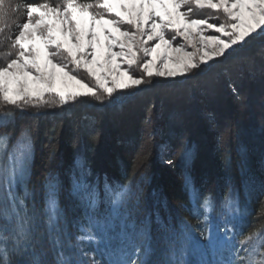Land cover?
<instances>
[{
  "label": "trees",
  "instance_id": "16d2710c",
  "mask_svg": "<svg viewBox=\"0 0 264 264\" xmlns=\"http://www.w3.org/2000/svg\"><path fill=\"white\" fill-rule=\"evenodd\" d=\"M26 2L44 0H5V5L14 9ZM209 11L194 10L193 17H207ZM25 15L21 7L10 12L9 22L23 23ZM15 32L12 27L2 37ZM2 37L0 67L15 58L4 55L9 41ZM6 110L14 115L0 122V136H7L0 143L5 164L0 168V210L10 208L14 196L24 199L31 217L25 256L15 257L9 247L17 264L34 257L40 264H57L61 253L71 264H114L123 256L179 264L175 254L192 239L206 240L212 228L206 219L212 216L219 223L226 218L229 200L239 205L240 214L231 220L239 248L264 226L260 36L180 77L146 78L103 101L51 100L23 110L0 101V116ZM23 140L29 143L26 172L9 189L3 178ZM53 194L58 214L50 230ZM247 256L241 249L243 264Z\"/></svg>",
  "mask_w": 264,
  "mask_h": 264
},
{
  "label": "snow or ice",
  "instance_id": "6c2138e0",
  "mask_svg": "<svg viewBox=\"0 0 264 264\" xmlns=\"http://www.w3.org/2000/svg\"><path fill=\"white\" fill-rule=\"evenodd\" d=\"M172 10H169L168 4ZM23 7L25 20L23 23L16 21L10 23L9 14L19 11ZM120 7L127 12H116L112 0H61V3L53 5L44 0L41 3L16 4L6 7L5 0H0V37L6 30L15 27L16 32L2 37L9 41L5 50V56L14 55L5 66L0 67V101L5 105L16 106L23 110L30 103L47 104L44 92H48L60 104L75 101L78 97H92L103 101L111 97L117 89H127L128 83L121 82L114 73L127 76L132 85L145 83L146 78L153 76L175 77L177 71L169 68L167 61L174 59L181 68V74L196 69L198 64L205 63L213 57L223 56L226 49H231L239 42L247 44L250 40L260 36L264 38V0H129L128 3H120ZM157 7L163 8L160 12ZM186 7L185 11H181ZM203 9L222 11L223 23H209L208 18H193L194 10ZM42 10V11H41ZM244 11L249 14L244 16ZM79 13V17L76 15ZM88 19H85V15ZM52 16L49 21L47 16ZM108 17H112L108 19ZM99 25L100 32L106 33L107 45L105 46L100 33L93 27ZM113 25L120 37L113 35L105 25ZM121 26L124 29L121 30ZM195 26L200 35L203 29H215L217 33L227 36L221 40L218 36H209L207 40H199L193 44L196 51L185 52L184 57H170L167 49L172 47L166 39L165 33L170 32L172 39L182 36L188 41L194 33ZM259 29V32H257ZM247 38V39H246ZM32 43L28 46L24 41ZM2 42V40H0ZM149 42H152L149 44ZM42 45V47H41ZM119 46V52H113L112 48ZM164 46V52L157 50ZM185 45L173 48L176 53L184 52ZM206 49V50H202ZM14 50V51H13ZM43 58V64L40 59ZM122 58L126 67L120 72V66L115 64V58ZM57 61L53 63V61ZM159 61V64H157ZM71 66V67H70ZM100 71H97V67ZM156 69L155 71L153 69ZM67 69V71H66ZM83 69L88 76V83L77 79L72 75L73 70ZM132 70H139L138 76L132 75ZM32 73H35L33 76ZM67 78L65 80L64 78ZM108 77H111L109 80ZM43 85L42 88L30 90L27 87L28 79ZM74 81L76 85L86 91H70L65 93L57 84H66ZM15 83L18 87H12ZM91 84V86H89ZM111 84V86H109ZM11 110H6L0 116V122H6L13 117ZM7 136H0V143H6ZM26 154L21 152L16 158L12 172L3 178L5 184L11 186L12 180L22 179L26 172L24 161ZM11 207L0 210V264H17L15 257H23L29 243L27 236L31 229V217L24 199L17 200L10 197ZM229 206L234 212H239L238 202L229 200ZM209 200L205 199L204 206L207 209ZM50 230L56 227L58 209L53 196L49 197ZM7 233V234H5ZM241 249L248 251L247 264H264V226L256 229L241 241ZM249 248L245 249V244ZM235 247V246H233ZM235 260H229L226 264H243L239 258V251L234 253ZM260 259L256 260L255 257ZM23 264H40L38 257ZM57 264H71L63 257H58ZM128 264H149L147 260L139 262L130 261Z\"/></svg>",
  "mask_w": 264,
  "mask_h": 264
},
{
  "label": "rangeland",
  "instance_id": "374dc122",
  "mask_svg": "<svg viewBox=\"0 0 264 264\" xmlns=\"http://www.w3.org/2000/svg\"><path fill=\"white\" fill-rule=\"evenodd\" d=\"M128 2H129V0H112L115 11L116 12H123L124 15H127V12H124V9H122L120 7V3H128ZM165 2H167V0H165ZM168 8H169V10H172L170 3L168 4ZM157 10L160 12L164 11L163 8H159V7H157ZM185 10H186V7L181 8V11H185ZM243 14L245 17H248V15H249L247 13V11H244ZM76 15L79 17L80 14L76 13ZM84 15H85V19H88L87 15L86 14H84ZM218 16H220V19H218ZM111 18L112 17H108V19H111ZM193 18H195V17H193ZM205 18H208L209 23H217V24L223 23L224 19H225L222 11L217 12L215 10H210L207 17H200V16L196 17V19H205ZM46 19L51 21L53 19V17L49 15L46 17ZM93 27L100 33V39H101L102 43L106 46L107 42H108L107 37H106V33L100 32L99 25L94 24ZM105 27L108 28L109 31H111L113 33V35L120 37V32L116 31V28L113 25L109 24V25H105ZM123 29H124V26H121V30H123ZM192 31L194 34L192 36H190L188 41H185L182 36H178V35L176 36L175 39H172V34L170 32L165 33L166 39H168L172 45V47L167 49L168 55L170 57H177V56L184 57L185 52L192 53V52L196 51V49L193 48L192 45L197 44V41H199L201 39L207 40V37H209V36H218L221 40L227 39V36H225L223 33H217L215 31V29H208L205 27L203 29V32L200 35H196L195 33L198 31V29H196V27L193 26ZM258 31H259V29H257V32ZM24 43L26 46H28L32 43V41L25 40ZM151 43L152 42H149V44H151ZM182 44L186 46L184 49V52L176 53L173 51V48L179 47ZM242 44H243V42H239L237 45H233L231 49H233L237 46H240ZM41 47H42V45H41ZM197 47H200V45L197 44ZM231 49H226L225 54L228 51H230ZM119 50L120 49H119L118 45L112 48L113 52H119ZM202 50H206V49H202ZM157 52L163 53L164 52V46L162 45L161 48L157 50ZM216 58H218V57H213L211 60H208L205 63H200V64H207ZM40 62H41V64H43V58L42 57L40 59ZM56 62L57 61H55V60L53 61V63H56ZM114 63L118 64L120 66V72H123L126 65L124 64L122 58L116 57ZM157 64H159V61H157ZM167 65L169 68L175 69L178 74L175 77H168V76H164V77H166V78H177V77H180L183 74H185V73L181 74V68L175 62L174 59H169L167 61ZM96 67H97V71H100L99 67L98 66H96ZM153 70L155 71L156 69L154 68ZM66 71H67V69H66ZM139 74H140L139 70H132V75L138 76ZM32 75L34 76L35 73H32ZM72 75H77V79H82L85 81V83H88L89 78L83 69L73 70ZM114 75H116V77L119 81L128 83L130 85V87L127 89H117L116 91L132 90V89L140 86V85H132L131 81L128 80L127 76L120 75L119 73H114ZM27 79H28L27 87L30 90H35L37 88L43 87V85L33 81L31 78H27ZM64 79L67 80L66 77ZM108 79L110 80L111 77H108ZM18 86L19 85L15 84V83L12 84V87H18ZM57 86L59 88H61L63 91H65V93L70 92V91H81V92L86 91V89L80 87L79 85H76L74 81H67L66 84H57ZM89 86H91V84ZM109 86H111V84H109ZM44 99L46 101L49 100L48 102H50L51 100L56 102V100L52 97V95H50L46 91L44 92ZM41 105H46V104H41ZM1 148H3V147H1ZM28 150H29V143L27 141L23 140L22 143L18 144L15 151L9 157L10 161H9L8 165H10V169L9 170L7 169V171H6L7 175H9L12 172V170L15 166V163H16V158L20 155V153L23 152V153L27 154ZM2 165H5V164L4 163L2 164L0 162V168H3V167L5 168V166H2ZM11 165H12V167H11ZM15 181H16V179L14 178V183H16ZM13 195H15V194H13ZM239 214H240V211L234 212L233 207L229 206V211L227 212V216H226V218H222L221 222L218 223L212 219V216H209L206 220L209 223L211 222L212 228L208 229V235L206 237V240L203 239V236L197 237L196 239H192L191 240L192 244H185V246H182V248L175 254L174 262L175 263L179 262V264H226L227 261L236 259V256L234 255V253L236 251H239V257H240L241 248H239L240 245L235 243V241H234V230H233L232 225H231L232 224L231 220L238 217ZM233 245H235V248H233ZM130 261H132V260L126 259L123 256L119 260L117 259V261L114 264H128V262H130Z\"/></svg>",
  "mask_w": 264,
  "mask_h": 264
}]
</instances>
